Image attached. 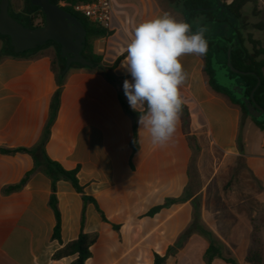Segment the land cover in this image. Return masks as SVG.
Masks as SVG:
<instances>
[{
  "label": "crops",
  "instance_id": "obj_1",
  "mask_svg": "<svg viewBox=\"0 0 264 264\" xmlns=\"http://www.w3.org/2000/svg\"><path fill=\"white\" fill-rule=\"evenodd\" d=\"M112 4L111 33L94 40L93 52L107 64L124 55L111 74L120 78L129 74L121 65L136 25L164 13L177 20L183 17L161 0H113ZM2 45L4 42L0 48ZM180 60L187 73L180 92L189 113L190 134L196 139L203 137L205 151L214 163L216 159L241 158V138L240 147L237 145L239 106L208 86L202 56L188 54ZM54 62L52 45L20 57L5 56L0 62V148H33L39 142L57 89ZM124 99L129 106L125 94ZM193 116L200 118L201 124H195ZM136 132L138 150L130 156L132 118L121 108L115 87L93 68L70 65L44 149L48 158L65 169L79 166L77 179L84 194L95 200L108 223L102 222L92 203L83 206L71 185L59 180L55 194L60 233L58 240L53 239L50 180L37 170L22 189L3 193L32 169L33 161L27 154H0V264H72L76 255L54 259L53 254L77 238L82 208V231L97 237L85 264H153V253L165 257L162 264H174L171 251L187 229L190 216L185 219V214L200 188L185 203L162 209L152 217L145 213L166 198L183 194L193 153L180 119L164 147L153 145L146 131L139 133L138 119ZM202 152L200 148L194 162L197 172ZM256 157L264 159V155Z\"/></svg>",
  "mask_w": 264,
  "mask_h": 264
},
{
  "label": "trees",
  "instance_id": "obj_2",
  "mask_svg": "<svg viewBox=\"0 0 264 264\" xmlns=\"http://www.w3.org/2000/svg\"><path fill=\"white\" fill-rule=\"evenodd\" d=\"M66 1L70 3H77V2H85L88 0H66ZM247 3L254 4L256 3V0H231L229 4L223 3V6L225 8L224 13H221L219 9L215 11L197 10L199 8L202 9L212 8L216 4L215 0H177V6L175 7V9L179 10L184 21L192 24L193 31L196 30L195 27L197 23L202 27L205 24H210L216 29L215 34L217 36H220L227 41L233 40V45L230 52V63L233 68L241 72H252L257 77H259L260 84L253 92V99L258 106L264 108V58H260L262 55H264V49L256 48L258 42L252 40L250 37H247L245 40L242 37L240 31L241 29L240 19L242 17L241 11L243 6ZM27 4L41 17L43 22V14L40 11V9L32 7L29 3V0H27ZM62 9L68 12L69 14L73 15L74 17H76L86 32L85 45L80 55L83 58H85L87 61H90L92 63L91 68L95 69L98 73L103 75L107 81L113 84V86L116 89L117 99L119 101L121 108L124 110L125 113L130 115L132 118V134L129 143L131 150L130 156H132L138 150L136 122L139 117V113L133 111L125 102L123 86L121 84L122 79L129 78L131 76L130 74H128L124 77L113 78L111 75L113 70L117 67L118 63L124 57V55L117 58L111 64H107L103 62L101 56L94 54L93 42L98 38L109 35L111 31L104 30L103 28L90 23L86 18L74 12L69 7H63ZM32 19L33 16L28 17V20H32ZM24 26L34 27L31 24ZM205 38L208 41V51L206 55L202 56L203 59L202 71L205 77L207 78L208 86L213 91L226 95L231 100L232 103L239 106L242 114L247 115L244 106L239 102H237L236 100H234L226 90L218 87L212 78L213 73L210 68V58L215 53H221L222 61H219L216 55L215 58L218 63L224 64L226 60V46L221 42L213 43L210 40V37L207 35H205ZM0 39L7 40V43H4V45H2V47L0 48V62L5 56L20 57L23 54L30 52L27 51L21 54H14L12 52V48L9 43V38L0 36ZM245 41H247L252 45V51L247 50V48L244 45ZM47 43L54 45L56 47L55 62H54L56 64L53 63V69L55 70L57 89L55 90L51 98L48 120L43 129L40 140L33 148H24V147H18L13 149L0 148V154L1 155H14L16 153L27 154L31 157L33 161L32 169L26 172L19 182L5 187L3 189V193L7 194L12 191H18L22 189L23 186L28 181V179L30 178V176L37 170L43 173L50 180V195L48 198V206L53 212V216L55 220V224L52 231V238L58 240L60 233V214L57 207V199L55 193H56V183L59 180L68 182L71 185L72 189L81 196L83 206L86 203H92L95 207L96 212L99 214L102 222L104 223H108V222L103 212L96 204L95 200L90 196L84 194L83 187L79 184L77 179L79 166H75L73 169H65L59 162L53 161L50 158H48V156L45 153L44 146L46 144V141L50 133V126L52 125L57 114V110L59 107V96L61 93V86L64 79V75H61L60 73L64 66V60L59 57L58 54L59 46L54 42H47ZM54 65H56V68L54 67ZM230 77L235 78L237 84L243 87L244 94L246 96H249V94L251 93L252 89L255 87L257 82L256 77L249 74L235 75L230 73ZM179 119L181 121L182 133L185 135L188 146L193 153L187 171L189 177V183L180 197L166 198L162 204L150 208L145 213V216L147 217H152L160 210L169 208L174 204L185 203L191 197L192 193H197L198 191V188L195 186V183L191 179V170L194 165L196 156L199 153L200 147L196 137L194 135H191L189 132L190 118H189L187 106L185 104H183L182 106V111L180 113ZM250 120L259 131L264 132V118H262L260 121H256L252 118H250ZM240 144H241L240 137H238L237 145L240 147ZM196 198L197 197H195L194 200ZM197 218H198V213L196 209H193L192 226H194L195 228H198V225L196 224ZM83 222H84V208H82L81 211L80 232L77 238L73 241L68 242L61 249L57 250L53 254L54 259H60L63 257L76 255V258L72 262V264H85V262L91 257L90 247L95 243L97 237L96 234L90 235L82 231ZM111 226L114 230L118 229L117 225H111ZM203 233L205 236L207 235L210 236L209 232L204 231ZM204 257L206 264H211L215 258L221 259L225 264H235L231 258L223 257L221 255L220 248L217 245H215L212 241L209 242L207 248L205 249ZM164 259H165L164 256H159L158 254L153 253V264H162ZM247 261L250 264H260L259 256L256 253H250L247 257Z\"/></svg>",
  "mask_w": 264,
  "mask_h": 264
},
{
  "label": "rangeland",
  "instance_id": "obj_3",
  "mask_svg": "<svg viewBox=\"0 0 264 264\" xmlns=\"http://www.w3.org/2000/svg\"><path fill=\"white\" fill-rule=\"evenodd\" d=\"M161 2L180 17L179 10L175 9L177 0ZM220 2L229 4L231 0ZM10 3L25 25L42 26L41 17L28 5L23 6L22 0H10ZM18 11L22 14H18ZM241 14L242 37L245 40L250 37L258 42L256 48L264 49V0L245 4ZM29 16H33V19L28 20ZM203 27H206L205 35L210 39L217 36L212 25L205 24ZM3 42L7 43V40L0 39V44ZM244 45L248 51H252L250 43L245 41ZM52 46L56 53V47ZM46 47H51V44H44L36 50ZM215 55L222 61L221 53ZM260 58H264V55ZM193 121L201 124L200 118L195 116ZM239 136L243 143L242 157L227 158L223 162L216 159L215 163L205 151L203 137H197L203 152L198 162V172L195 163L192 167L191 179L200 188V193L191 203L190 210L186 211L185 219L190 216V222L184 235L178 239L179 243L174 246L176 249L171 251L175 257L174 264H206L204 252L210 241L220 248L223 257L231 258L235 264H250L247 261L250 253H256L260 264H264V159L256 157L264 155L261 148L264 133L254 126L249 116L241 113ZM193 209L198 213V228L191 226ZM204 231L209 232L210 236H205ZM211 264L225 263L215 258Z\"/></svg>",
  "mask_w": 264,
  "mask_h": 264
},
{
  "label": "clouds",
  "instance_id": "obj_4",
  "mask_svg": "<svg viewBox=\"0 0 264 264\" xmlns=\"http://www.w3.org/2000/svg\"><path fill=\"white\" fill-rule=\"evenodd\" d=\"M177 20L169 13L136 25L125 48L122 67L131 76L123 91L130 108L139 113V133L146 131L153 145L164 147L174 136L184 100L180 86L187 79L180 58L208 51L206 27Z\"/></svg>",
  "mask_w": 264,
  "mask_h": 264
},
{
  "label": "water",
  "instance_id": "obj_5",
  "mask_svg": "<svg viewBox=\"0 0 264 264\" xmlns=\"http://www.w3.org/2000/svg\"><path fill=\"white\" fill-rule=\"evenodd\" d=\"M215 1L216 4L212 8H199L197 10L215 11L219 9L221 13H224L223 3L220 0ZM29 3L32 7L39 8L42 12L44 16V24L42 26L26 27L17 22L8 14L9 0H0V36L9 38L12 52L21 54L39 48L47 42H54L59 46V57L64 60V66L60 72L61 75H64L72 64L91 68L92 63L80 55L85 45L86 32L79 20L63 10L58 4L50 3L49 0H29ZM210 40L213 43L221 42L226 46L224 64L216 61L215 54L210 58V68L215 84L226 90L234 100L242 104L247 116L260 121L264 118V108L258 106L253 99V92L260 84L259 77L252 72H241L232 67L230 52L233 40L227 41L220 36ZM230 73L235 75L249 74L256 77V85L249 96L244 94L243 87L230 77Z\"/></svg>",
  "mask_w": 264,
  "mask_h": 264
},
{
  "label": "built area",
  "instance_id": "obj_6",
  "mask_svg": "<svg viewBox=\"0 0 264 264\" xmlns=\"http://www.w3.org/2000/svg\"><path fill=\"white\" fill-rule=\"evenodd\" d=\"M113 0H88L85 2L70 3L67 1L59 2L60 7H69L74 12L86 18L90 23L110 30L113 20Z\"/></svg>",
  "mask_w": 264,
  "mask_h": 264
},
{
  "label": "flooded vegetation",
  "instance_id": "obj_7",
  "mask_svg": "<svg viewBox=\"0 0 264 264\" xmlns=\"http://www.w3.org/2000/svg\"><path fill=\"white\" fill-rule=\"evenodd\" d=\"M61 1H63V0H49V2L50 3H56V4H58L59 2H61ZM64 1H66V0H64ZM22 3H23V6L24 5H28L27 4V0H22ZM34 8H36V7H34ZM23 9H24V7H23ZM21 12H19L18 11V14H20ZM8 14L10 15V17H12L14 20H16L17 22H19V23H21L22 25H25L23 22H22V20H21V18L19 17V15H17V13L16 12H14L13 11V9H12V7H11V3H10V0H9V4H8ZM22 14V13H21ZM20 14V15H21ZM44 24V16H43V22H42V25Z\"/></svg>",
  "mask_w": 264,
  "mask_h": 264
}]
</instances>
